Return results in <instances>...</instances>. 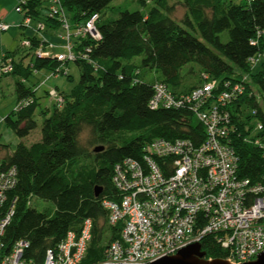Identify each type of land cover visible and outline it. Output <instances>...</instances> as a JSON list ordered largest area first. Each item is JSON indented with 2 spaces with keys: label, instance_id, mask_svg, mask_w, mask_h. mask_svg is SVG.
Listing matches in <instances>:
<instances>
[{
  "label": "trees",
  "instance_id": "16d2710c",
  "mask_svg": "<svg viewBox=\"0 0 264 264\" xmlns=\"http://www.w3.org/2000/svg\"><path fill=\"white\" fill-rule=\"evenodd\" d=\"M113 1L61 0L73 24L98 14L100 38H88L80 48L84 57L73 62L80 79L68 94L61 92V106L53 102L50 110L41 112V139L30 145L19 143L13 153L0 157L3 168H16L18 176L12 193L18 201L5 243L10 248L18 240L28 242L24 258L34 264H44L46 252L69 231L79 234L86 219L93 222L92 239L80 264H99L108 244L119 239L122 230V223L108 225L102 206L103 200L116 199L119 193L112 180L115 165L129 157L140 159L143 148L158 138L189 139L194 144L204 140V127L188 109L149 107L154 83L164 84L173 93H188L198 85L188 87L187 76L197 78L200 85L206 74L217 80L218 93L226 81L248 75L247 92L228 107L240 133V137L234 134L232 145L240 175L252 183L264 179L263 151L244 141L255 123L263 125L260 136L264 138V60L259 69V64L252 69L248 62L264 53V0H179L177 5L184 8L181 20L173 17L177 5L168 0H137L141 9L136 11L111 7ZM46 2L27 0L22 14L37 23L43 20L50 30L59 29V23L41 15L47 6L49 11ZM107 9L117 18H106ZM31 42L29 52L18 60L6 54L12 57L14 71L4 76L13 79L17 105L29 101L4 119L19 138L37 128V81L32 87L25 82L36 76L35 70L60 66L55 60L36 58L33 51L40 40L34 36ZM85 132L89 137L84 142ZM97 146L104 149L96 153ZM96 189H101L98 197ZM34 197L52 202L54 210H37ZM201 245L206 260L226 258L213 237Z\"/></svg>",
  "mask_w": 264,
  "mask_h": 264
},
{
  "label": "built area",
  "instance_id": "2783aa9c",
  "mask_svg": "<svg viewBox=\"0 0 264 264\" xmlns=\"http://www.w3.org/2000/svg\"><path fill=\"white\" fill-rule=\"evenodd\" d=\"M26 2L20 0L16 13L22 14ZM48 17L60 25L59 29L52 28L59 42L42 39L33 52L38 59L60 63L62 67L49 71L51 75L67 74L68 69L63 67L84 57L80 48L85 41L100 38L99 16L93 14L73 24L61 0H49ZM22 21L24 27L32 19L24 15ZM46 28L44 23H38L34 31L40 33ZM8 29V24L0 22V31ZM22 45L31 48V39ZM56 48L64 52L52 51ZM262 60L264 53H259L248 62L253 69ZM13 71L12 58L2 55L0 76ZM39 72L35 70L34 74ZM249 84V76L244 75L239 81H226L216 93L217 80L203 74L202 83L188 93H173L158 82L152 85L149 107L188 109L204 127L205 138L199 144L189 139L158 138L143 148L140 159L129 157L115 165L112 180L119 193L116 199L103 200L102 206L108 213V225L122 223V230L120 238L108 244L99 264H152L191 244H201L208 237H213L226 253L224 260L231 264L254 261L264 251V179L252 183L240 175L239 158L232 145L234 134L240 137V133L228 110L247 92ZM48 91L53 102L61 106L63 97L58 90ZM249 95L255 96L254 92ZM255 99L259 102L260 98ZM28 104V99L22 100L15 111ZM251 116L256 118V110L251 111ZM255 124L244 141L264 153V138L260 136L263 125ZM17 184L16 168H3L0 162V264H34L24 258L28 242L18 240L10 248L5 243L18 201L12 195ZM92 228V220L86 219L79 234L69 231L54 249L46 252L44 264H80L92 239Z\"/></svg>",
  "mask_w": 264,
  "mask_h": 264
},
{
  "label": "rangeland",
  "instance_id": "374dc122",
  "mask_svg": "<svg viewBox=\"0 0 264 264\" xmlns=\"http://www.w3.org/2000/svg\"><path fill=\"white\" fill-rule=\"evenodd\" d=\"M170 4H176L179 0H168ZM20 0H0V22H4L9 25V29L7 31H0V57L4 54L9 53L13 56L14 60H18L21 57L25 56L29 50L25 48L22 43L31 39L34 36H37L39 40H46L51 43L59 42L57 38L58 34H55L49 28H46L48 31H43L40 33H36L34 29L37 28L38 23L32 21L29 25L21 26L23 24V14H18L19 21H17L14 16L16 13L15 9L19 4ZM234 2H238V0H234ZM127 7L130 11H136L141 9L137 0H114L111 3V7ZM48 6L44 8L42 16L48 15ZM184 16V8L180 5L176 6V9L173 13V17L176 20H181ZM106 18L115 19L117 18L116 14L111 13V10H106ZM44 23V21H41ZM57 32L59 30H56ZM222 41H227L226 33L221 34ZM52 51L56 53L64 52L62 48H56ZM8 56V55H7ZM10 57V56H8ZM12 58V57H11ZM29 58L27 59V63ZM261 63L256 67L259 69ZM62 67V66H60ZM64 68L68 69L67 74H55L51 75L49 70H41L36 76L32 77L30 80L25 82V84L29 87H32L34 83L37 81V97L39 99V105L37 107L36 113L34 115V119L37 122V128L30 133L27 137L19 138L5 123V117L10 114L15 108H17V97L14 92V84L13 79L10 76H2L0 78V157L5 154H11L17 147L19 143H23L25 145H30L34 142H37L41 139V125L43 122L42 111L46 109H51L53 106V100L49 97L51 88H56L60 94V96L64 97L61 92L65 95L68 94L72 88L78 84L80 79V71L79 68L73 63L70 62ZM198 69V68H196ZM45 83L39 87L41 83ZM185 84L188 87L199 85V80L197 78L187 76L185 80ZM195 122H197L195 120ZM89 137V133L85 132L82 135V140L85 142ZM7 148V151L4 148ZM90 148L89 150H91ZM33 207L39 211L42 210H54V205L52 202L44 201L37 197L32 199Z\"/></svg>",
  "mask_w": 264,
  "mask_h": 264
},
{
  "label": "water",
  "instance_id": "95a60500",
  "mask_svg": "<svg viewBox=\"0 0 264 264\" xmlns=\"http://www.w3.org/2000/svg\"><path fill=\"white\" fill-rule=\"evenodd\" d=\"M104 146H97L94 152H100ZM101 189H96V197L99 196ZM206 253L202 250L200 243L191 244L181 249L176 255L162 258L152 264H231L224 259L206 260ZM243 264H264V251L261 252L257 259Z\"/></svg>",
  "mask_w": 264,
  "mask_h": 264
},
{
  "label": "crops",
  "instance_id": "0c3cea01",
  "mask_svg": "<svg viewBox=\"0 0 264 264\" xmlns=\"http://www.w3.org/2000/svg\"><path fill=\"white\" fill-rule=\"evenodd\" d=\"M44 1V5L47 3L46 1L47 0H43ZM19 16H18V13L17 14H15V16H14V18L17 20V21H19V18H18Z\"/></svg>",
  "mask_w": 264,
  "mask_h": 264
}]
</instances>
